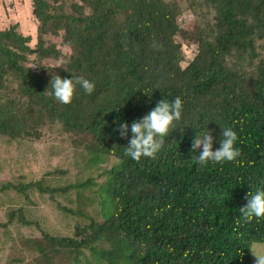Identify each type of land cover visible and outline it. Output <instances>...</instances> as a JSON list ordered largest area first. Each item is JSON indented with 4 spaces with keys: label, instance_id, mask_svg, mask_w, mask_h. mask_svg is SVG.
Segmentation results:
<instances>
[{
    "label": "trees",
    "instance_id": "obj_1",
    "mask_svg": "<svg viewBox=\"0 0 264 264\" xmlns=\"http://www.w3.org/2000/svg\"><path fill=\"white\" fill-rule=\"evenodd\" d=\"M31 2L35 45L16 26L0 30V264H252L264 219L243 222L239 209L264 189V0ZM182 3L193 16L186 28ZM194 27L190 45L182 34ZM53 75L83 76L95 90L77 86L61 104L44 94ZM177 97L182 118L155 158L127 157L132 122ZM124 122L128 139L116 131ZM223 127L238 133L242 163L197 165L194 138L208 130L215 150ZM58 128L84 151L78 169L90 173L77 200L92 194L103 204L64 208L62 223H50L22 200L33 201L36 188L56 192L29 175L51 165L56 153L43 141Z\"/></svg>",
    "mask_w": 264,
    "mask_h": 264
},
{
    "label": "clouds",
    "instance_id": "obj_2",
    "mask_svg": "<svg viewBox=\"0 0 264 264\" xmlns=\"http://www.w3.org/2000/svg\"><path fill=\"white\" fill-rule=\"evenodd\" d=\"M77 86L89 95L95 90V84L83 76L67 79L53 75L50 87L44 94L53 96L61 104L69 105L73 102ZM182 109L183 103L179 97L172 102L165 99L159 101L148 114L139 121L132 122L130 139L128 123H121L116 131L121 138L128 139L124 154L136 162H140L142 158H155L164 145L165 137L175 129V123L181 120ZM238 141V133L233 128L223 127L220 147L214 150L212 134L208 130L199 132L192 143V153H199L194 161L200 166H207L210 162L220 165L242 163L239 159L242 151L237 147ZM246 199L247 204L239 209L240 219L243 222L264 219V189L249 193ZM249 249L255 258V264H264V245L253 244Z\"/></svg>",
    "mask_w": 264,
    "mask_h": 264
},
{
    "label": "rangeland",
    "instance_id": "obj_3",
    "mask_svg": "<svg viewBox=\"0 0 264 264\" xmlns=\"http://www.w3.org/2000/svg\"><path fill=\"white\" fill-rule=\"evenodd\" d=\"M180 8L182 10L180 24L182 25V27L186 28L192 23L193 16L187 10L186 3L180 4ZM13 26L17 27V31L19 33H22L25 36H31L33 38L32 45H35L38 23L32 15L31 0H0V30H6ZM182 37L186 38V41L190 43V45L195 43L198 37L197 27L192 28L191 35H188V33L184 31ZM184 50L187 59L192 60L194 58L193 49H187L186 47H184ZM45 138L46 139L43 141L44 146L47 147L48 145V150H51V152L56 154H54L52 160H48L47 152L42 151V156L46 157L51 165H47L45 166V168L41 166L39 167V165L43 162L40 161L37 167H39V169L43 171H39L37 175H34V173H32L29 176L30 178H34L35 183L41 178L46 181L47 178V184H45L44 182L43 185H45L46 188L55 190L56 192L54 193L51 191L50 193H43L36 188V191H33L31 193L29 192V194L32 196L33 201L30 200L27 202L25 200H22V202L24 201L23 206L26 209H31L32 207H35V205L38 210L41 208L42 211H45L48 217H51L50 223L55 222L53 219L59 220V223H62L60 221L66 218L64 217V208H69L72 211L82 210L84 212H92L96 210V207H94L93 205L94 203L99 207L102 206L103 200L101 199V197H96L92 194L87 195L88 201H86L87 199L84 198V200L86 201H84L85 203H83V197L77 200V194L79 192L77 191L76 185L81 183L80 181H85V179L87 180L90 177V173L88 172V174H86L84 168L78 169L79 160L84 163V153H81L82 150L77 145H74L72 143L74 142L72 136L62 133L61 129L58 128L48 131ZM70 160L74 162L77 160V167L72 166V162H70ZM69 162L70 164H68ZM105 165V167L110 168L112 165V161H106ZM61 169H63L64 171L63 175L60 174ZM45 170L52 171L51 176H48L47 174L43 175V173L46 172ZM97 175V173H94L93 177L96 178ZM81 191L84 193V189ZM92 200L94 203L92 202ZM69 219H73L76 222L75 217H68L65 220L69 221ZM78 221L83 222L80 217L77 218V222ZM57 224V222L54 223V225ZM255 245L260 246L264 244L256 243ZM86 254L87 257H89V252H87ZM251 256L252 264H255V258L252 254ZM87 257H85V259H87ZM62 258L63 262H59L57 264H77L75 261H72L73 259H71L70 257V260H68L66 257ZM90 261L91 260L87 259L84 263L91 264Z\"/></svg>",
    "mask_w": 264,
    "mask_h": 264
}]
</instances>
